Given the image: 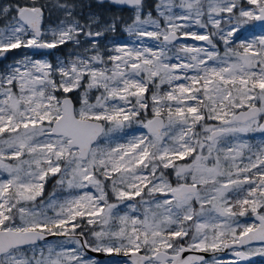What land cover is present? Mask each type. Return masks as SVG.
<instances>
[{"label": "snow or ice", "instance_id": "6c2138e0", "mask_svg": "<svg viewBox=\"0 0 264 264\" xmlns=\"http://www.w3.org/2000/svg\"><path fill=\"white\" fill-rule=\"evenodd\" d=\"M109 3L132 9L124 31L155 45L105 55L115 18L82 23L76 0H57L64 18L48 31L40 0L0 3V57L82 49L55 64L25 54L0 72V264L264 257V0ZM133 125L146 131L129 136Z\"/></svg>", "mask_w": 264, "mask_h": 264}, {"label": "rangeland", "instance_id": "374dc122", "mask_svg": "<svg viewBox=\"0 0 264 264\" xmlns=\"http://www.w3.org/2000/svg\"><path fill=\"white\" fill-rule=\"evenodd\" d=\"M79 2H83V4L85 5V9L83 12H79L76 11V15L77 18L81 20V22L83 23V21L85 19H87L88 14L92 13L95 14L97 17H99L91 8V3L89 2V0H78ZM20 2H24V0H20ZM41 3H44L46 5H48V7L45 10V16H44V21H43V28L45 31H48L52 28H55L59 23L60 20H62L64 18L62 12L60 10H58L57 8L54 7V5L57 3V0H40ZM0 3H8L5 0H0ZM116 10V9H114ZM117 11V10H116ZM130 14H132L133 16V12L132 10H130ZM105 23H111V21H105V20H101V18L99 17V25H93V27H98L100 25H103ZM2 26V25H0ZM193 30H197V31H203L200 29H193ZM260 29L257 28L256 32H259ZM49 39L51 38L50 35L48 37ZM100 43H101V49L102 51H104V54L107 55V51L105 50V46H107V48H112L115 47L117 45L123 46V45H127L128 47H139L141 44L145 45V46H154L155 45V41L149 40L148 38H143V40H137L135 37L133 36H129L128 33L126 31H124V25H122L120 27V29L115 32H106L104 36L99 38ZM188 44H198V45H202L204 42L202 41H192V40H187L186 41ZM220 50L222 52L223 50V45L220 44ZM75 51H82V49H76L74 47V45L72 43H68L66 45H63L60 49H53L52 52L50 53H45V52H39L37 54H33L31 52L30 49H14L11 52L6 53L3 57H0V72L6 71L9 65H12L15 63V61L17 60H22L25 56V54H27L30 57H33L34 59H40V60H47L50 63L55 64L58 60L61 59H66L67 57H69L70 55H72ZM163 88H167V85H164ZM151 93H147L146 95L150 96ZM94 99V97H93ZM150 102V101H149ZM129 133V136H131L132 134H140L141 132H145V129L140 128L138 125H133L132 128L127 129L126 130ZM250 138H252V142L254 143H258L261 139L260 134L256 133V134H250ZM178 163H184V161H178ZM170 173H171V169ZM173 181V183H175V177L171 176L170 177ZM55 180L56 177H51L50 178V183H52L53 185L55 184ZM52 191L48 190V193H50ZM47 193V194H48ZM47 194L45 196H47ZM139 199V198H137ZM128 203V202H126ZM123 211H128V209L123 208V206H121ZM143 209L140 210V212L135 213V215H140L142 213ZM241 220H248L250 219V217H242L240 218ZM59 239H63V238H58ZM51 242H55L53 240H50ZM257 247L259 246L258 244L256 245ZM208 253H210V256L208 259H206L208 261V264H215V259H219L222 261H230L232 259H234V257L231 255V253L228 250H224L222 252H217V253H213L211 251H209ZM255 261L249 264H264V257L261 256H255ZM93 259V258H92ZM113 259H123V257H110L107 256L106 258L102 259V260H97L95 259L98 264H109V261L113 260Z\"/></svg>", "mask_w": 264, "mask_h": 264}, {"label": "trees", "instance_id": "16d2710c", "mask_svg": "<svg viewBox=\"0 0 264 264\" xmlns=\"http://www.w3.org/2000/svg\"><path fill=\"white\" fill-rule=\"evenodd\" d=\"M6 2H10V0H5ZM77 3H82L83 2H79L78 0H76ZM89 2L91 3V8L92 10L101 18V20H105V21H111L115 18L116 21V30L118 31L120 29V27L122 25H125L127 23H131L132 21V14H130V11L127 10H114L111 6L107 5V4H102L99 5L96 2H94L93 0H89ZM153 3L152 1H146L145 4H151ZM85 9V5L83 4V8L80 9L78 8L76 11L79 12H83ZM147 11V9H146ZM62 46H60L58 49H60ZM70 95H74V94H70ZM78 106V104H77ZM168 172L170 173V170H168ZM53 184L50 183V179L46 185V189H45V195L48 193V190L53 189ZM58 239V238H57ZM57 239H53V241H56Z\"/></svg>", "mask_w": 264, "mask_h": 264}, {"label": "water", "instance_id": "95a60500", "mask_svg": "<svg viewBox=\"0 0 264 264\" xmlns=\"http://www.w3.org/2000/svg\"><path fill=\"white\" fill-rule=\"evenodd\" d=\"M93 1H95L97 4H101L99 2V0H93ZM145 1H153V0H145ZM102 4H108L112 8L116 9V10H132V9L128 8L127 6H119V5L111 4V3H109V0H103ZM30 50H31V52L33 54H37L39 52H45V53L48 54V53L52 52L53 49L52 50H33V49H30ZM56 238H62V237L49 236L47 239L50 241V240H53V239H56ZM196 254L203 256L205 258V260L208 259L209 256H210V253H208V252H202V253H196ZM184 255L187 256V255H189V253H185ZM107 256L108 255H106L104 253H93V252H89L88 253V257L89 258H93V259H97V260H102V259L106 258ZM254 261H255V258L252 257L250 261L242 262V264H249V263H252Z\"/></svg>", "mask_w": 264, "mask_h": 264}]
</instances>
